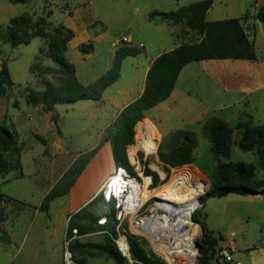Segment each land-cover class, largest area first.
<instances>
[{
    "label": "rangeland",
    "instance_id": "374dc122",
    "mask_svg": "<svg viewBox=\"0 0 264 264\" xmlns=\"http://www.w3.org/2000/svg\"><path fill=\"white\" fill-rule=\"evenodd\" d=\"M88 1L89 0H32L25 4L14 5L10 3L9 0H0V25L3 27V39L0 40V72L3 66H6L12 80L11 86L3 82L2 88L4 89V93H2L0 89V123L6 124L11 128L12 124L15 123L16 126L14 125V127L19 133L20 144L25 145L22 154L23 178L19 179L20 177H18L17 172L11 173L9 178L15 174L18 179H9V181L2 182L0 177L2 192L5 195L11 196V198L13 197V199L15 198L14 201L5 202V213H7L6 211L8 210L11 211L10 213H17L18 209L24 206L23 203L35 205L40 201L42 190H44L42 189V184L50 183L55 179L53 177L51 181L48 175L41 171L42 169L53 167L54 172L55 170L60 171L62 167L66 166L72 160V156L79 153H81V155L88 153L86 152L87 149H96L99 145L103 147L104 134L108 128V123L112 121L115 115L113 109L106 106L102 109L100 114L96 111L92 112V101H80L81 103H79V105H58V109H54L53 111H48L41 105H30L27 101L28 93L32 91H44L49 84L58 86L60 84L61 74L55 71L54 67L56 65L48 57L47 40L34 38L28 45L11 47L4 39L9 21L16 16L27 14L33 21H37L41 17H46L47 12L51 11L52 16L49 18V28L53 30L60 26L62 20H64L65 13H72L76 5H84ZM141 2L142 0H137L136 6L134 7H140ZM252 3L253 0H239L234 14L241 15L245 8L243 4ZM215 4V7L208 16L209 20H224L232 15L233 12L226 10L223 5V0H216ZM93 7L100 17L107 20V25L111 28L112 36L122 37V33H125L126 26L128 25V20L125 18L127 13L125 12L124 16L119 18V20H116V18L112 20L109 17L113 15L114 9L108 16L107 13L111 9L108 3L104 4L100 1H95ZM254 7V5H251L249 11L252 12L255 10ZM258 9L259 7L255 11H258ZM125 10L129 11L130 16L133 7L128 6ZM56 25L57 27H55ZM98 25L101 24L98 23ZM259 26L264 28L263 23H260ZM258 33H260V31H258ZM89 44L93 45L91 40L81 46L85 45L90 49ZM255 48L257 57L264 61V41L258 40ZM97 54L98 57L87 59L85 62V65L88 67L87 70L93 74L98 72L97 70H103L104 62L107 57V53L100 51V49ZM77 56H79L77 48H71L69 51V59L80 66V61ZM141 66L142 64H140V67ZM132 71L133 68L131 64L127 63L124 67L123 78L117 86L133 85L135 90L138 91L140 85L143 83V71L141 70L140 74H136V77L131 75ZM210 71L211 68L208 66L200 65V63H191V65L184 70L179 80V87L183 89L182 91L185 95L187 94V101L193 107V112L190 113L189 117L199 118V120L202 119L201 117L205 119L207 117H217L219 119H224L226 124L231 127L234 123L229 118L230 115H233L232 110L219 108L222 102L229 101V99L226 93L220 89L217 81L212 78V72ZM117 86L114 88H117ZM237 97V95H233L231 99ZM259 97L262 100L251 104V107L247 109V117H250V119L253 120L252 123L255 125H264V99L262 95H259ZM174 113L175 112H172L165 116V119H169L168 124L164 122L160 124L161 130L160 134L158 133L160 137H158L160 139L158 152L154 156H149L146 161L144 176H146L147 171H152L159 177V184L156 187L152 185L149 190L158 191L164 188L174 175H180V173H190L192 176L194 175L196 178H200L204 181L207 189L200 197L201 207L193 214L191 219L193 222L191 221V225L187 226V229L192 227L198 228L199 235H197L195 243L203 245V252L201 254H199V249H197L199 261L196 260L195 264H202L204 258L203 237L205 233L202 234L201 225L204 229L206 227H215L221 230L220 232L224 237V245L232 240L236 242L237 250L232 264H253V262L261 260L262 256H264L262 251V249H264V196L255 195L244 197L236 194H226L216 198H206V194L211 187V174L215 171L219 159L213 156L210 140L203 133L201 123L195 122L193 124L186 119L184 120L185 125L181 124L179 127L180 130H190L194 133L198 141L197 151L196 149L194 151V163L171 168L160 159V153L168 151V142L174 131H176V128L173 126L180 122V117L184 118L183 112L180 113L177 118ZM55 117L57 118L56 121L54 120ZM147 119H149V124H152L150 118L147 116H145L141 122ZM49 124L51 125L52 132L48 129ZM142 127L143 125L140 124L137 134L138 140H140V135L142 134ZM100 133L101 136L99 138ZM101 138L102 140H100ZM44 139L49 143L48 148L44 144ZM239 139V131L234 130V143L232 145L230 161L256 165V177L264 180V170L258 167V155L256 151L244 152L240 150L238 148ZM55 145L62 147L63 150L67 148L70 154L65 157L66 159L62 157L63 155H60L62 152L64 154V151L58 152L57 149L56 151L53 149ZM130 146L127 147L126 153L130 151L132 157V153L135 151H133ZM154 146H150V148ZM45 151H47V153ZM81 155H79V157ZM139 157L141 158V156ZM220 160L227 162L226 159ZM132 162L134 161L132 160ZM72 165L73 163L69 166L67 171ZM116 167L117 164L112 173L115 172ZM55 174L58 176L57 172ZM34 186H36L37 190ZM38 188L40 190H38ZM97 198L95 196L90 200L89 205H86L87 208L93 210L94 208L90 206L92 205L95 208H100L102 213L107 212L110 208L108 207L109 204H103L101 197ZM17 199L23 202L21 203L22 205H19L20 203ZM157 202V198H152L147 201L140 211L135 213L136 217L134 216V219L130 215L124 220L119 229H117L119 226V223H117L115 231L117 236L121 234L126 237L127 241L129 237H134L138 244L143 247L150 256L160 258L168 264L164 258L157 254L150 237L143 233L140 227H137V222L142 218L153 216L155 204ZM156 211L155 213L159 215L164 213L160 209ZM53 216L54 229L52 224H50L49 232H37L35 229L36 223L48 222L47 215L44 213L35 215L30 209H24L22 215L15 219L17 221L10 224V232L13 235L11 236L12 238H1L0 264H65L64 251L67 228L64 230V226L61 225L62 222H64V218H62L61 215L54 212ZM31 225L34 226L32 231L30 229ZM0 232L1 235L2 231L0 230ZM106 237L105 232L94 224L83 234L78 233L76 238V241L88 245L83 249L87 253H73L74 255L72 254V256H74L77 261H81L80 264H116L107 253L101 252L98 248L93 247L101 244L106 240ZM223 249L225 248L220 250ZM90 254H94L95 256H91ZM184 262L186 261L182 258L180 264H184ZM124 264L140 263L128 259ZM210 264L227 263H225L219 251L218 255L216 254L213 260L210 261Z\"/></svg>",
    "mask_w": 264,
    "mask_h": 264
},
{
    "label": "trees",
    "instance_id": "16d2710c",
    "mask_svg": "<svg viewBox=\"0 0 264 264\" xmlns=\"http://www.w3.org/2000/svg\"><path fill=\"white\" fill-rule=\"evenodd\" d=\"M10 3L25 4L32 0H9ZM213 0H205L193 5L181 7L170 13H152L151 18L161 17L170 24L184 23L189 29L203 35V40L194 44H184L174 50L159 56L152 64L146 86L142 95L133 103L128 105L118 115L117 119L106 129L103 142H110L113 156L117 167H125L135 174L133 167L127 158V147L134 144L135 127L146 116V114L163 103L172 95L179 75L182 70L191 63H200L210 60H233L256 62L258 57L255 44L249 39L243 20L241 18H230L218 21H207L206 14L212 7ZM71 14V13H70ZM52 12L37 21L27 15H19L9 21L5 41L11 47L28 45L34 38L45 39L48 42V57L56 65L55 71L61 74L60 84L54 86L49 84L44 91H32L28 93L27 101L32 106H43L48 111H53L57 105H71L79 101H100L104 91L113 85L120 77L122 62L127 57H137L141 50L129 44L123 43L115 53L112 68L91 84H82L76 75V69L66 53L69 43L74 39L75 32L64 25L56 29L49 28ZM257 19L264 24V4L257 11ZM2 25H0V40L3 39ZM90 49L83 45L80 47L82 55L89 54ZM0 89L3 82L12 85L9 70L3 66L0 72ZM56 121L57 118L55 117ZM234 130L239 131L240 139L238 148L244 152L256 151L258 155V167L264 170V125H255L250 117L242 115L235 126H228L217 117H210L203 126V133L209 138L211 152L219 159L215 171L211 174V187L206 198H216L226 194L240 196H264V180L256 177V165L244 162H231V153ZM198 141L191 131L176 130L168 142V151L160 153V159L171 168H176L194 163V151ZM25 145L20 144L19 133L12 124V128L0 123V176L5 177L10 172H17L18 177L23 176L21 161ZM98 148L81 155L66 172L53 190L44 199L41 210L49 211L53 200L68 195L71 187L79 175L96 155ZM14 159V160H13ZM220 159H226L227 162ZM147 175L153 177V187L159 184V177L152 171ZM99 199V198H97ZM102 199V198H101ZM100 200V199H99ZM14 199L5 195L0 187V224L6 220L4 204ZM94 201V200H93ZM102 203L105 202L102 199ZM89 205V204H88ZM93 210L84 207L69 219L67 226V237L73 235V230L83 234L89 227L96 224L106 234V240L97 246L101 252L114 260L116 264H124L128 261L119 252L115 240L114 207L109 204V212L102 213L100 208L90 205ZM107 217L105 225L98 221ZM89 225V227H88ZM204 258L202 264H210L213 257L221 251L218 249L219 238L214 231L205 228L204 234ZM131 259L140 264H166L160 258L150 256L141 247L134 237H129ZM88 245L76 241L70 244L69 249L73 254H85L83 249ZM73 254V255H74ZM95 256L94 254H90ZM77 264V261L73 256ZM226 263V262H225ZM228 264V263H227Z\"/></svg>",
    "mask_w": 264,
    "mask_h": 264
},
{
    "label": "crops",
    "instance_id": "0c3cea01",
    "mask_svg": "<svg viewBox=\"0 0 264 264\" xmlns=\"http://www.w3.org/2000/svg\"><path fill=\"white\" fill-rule=\"evenodd\" d=\"M95 1H100L104 4L108 3V5L111 7L109 12L107 13L108 16L114 9L113 15L109 17L112 20L115 18L116 20H119V18H122L124 16L125 12L127 13V16L125 18H127L128 20V25L126 26L125 33H122V37L112 36L111 28H109L107 25V20L100 17L95 12V8L93 7ZM202 1L205 0H142L140 7H134L136 6L137 0H89L84 5H76L71 14H64V20H62V23L60 25H64L75 32V37L69 43L66 56L68 60L74 64L77 78L84 85L93 83L112 68L115 59V53L118 49V47L115 45V42L118 39L127 38L126 44H129L141 50L140 55H138L137 57H127L123 60L119 79L104 91L100 101H92L93 104H90L93 107L92 112L96 111L98 114H100L102 112V109H104L106 106L113 109V113L115 115L112 121L108 123V127L117 119L122 110L136 101L142 95L146 86V80L149 70L153 62L159 56L164 53L170 52L181 45L194 44L203 40V35L189 29L187 26H185L184 23L170 24L168 23V21L162 19L161 17L151 18L150 15L152 13L175 12L181 7L193 5ZM215 2L216 0H213V5L206 14L207 21H218L208 19L209 14L216 5ZM238 3L239 0H223V5L225 6L226 10H230L231 12H233L232 15L226 19L241 18L243 20V24L245 26L249 39L252 40L256 46V42L258 40L264 41V28L262 26H259L261 22L257 19V11L255 10L264 4V0H253L252 4H243L245 7L244 12L241 13V15H235L234 10L237 9ZM251 5L255 6V10H253L252 12L249 11ZM128 6L133 7L130 16L129 11L125 10ZM98 23H100L101 25H98ZM55 27H57V25ZM258 31H260V33H258ZM89 40H91L93 43L92 50L87 55L80 54V46L88 42ZM73 47H76L79 51V56L77 57L79 58L80 66L74 63L73 60L69 59V51ZM99 49L102 52H106L107 57L104 62L103 70H97L98 72L94 71L96 73L93 74L87 70L88 67L85 65V62L87 61V59L98 57L97 53H99ZM127 63H130L131 67L133 68V71L131 72L132 76L136 77V74H140L141 70L143 71V83L142 85H140V89L138 91L135 90L133 85L117 86L123 78L124 67ZM140 64H142L141 67ZM189 65H187L180 73L178 81L176 83V87L170 98L159 104L146 114V116L150 118L151 122L156 125L159 133L161 130L160 124L163 122L168 124L169 119H165V116L172 112H175L174 114L176 118L179 117L180 113H184V118L180 117V122L177 123L178 125L176 124L173 126L174 128H176L175 130H180L179 127L181 126V124L185 125L184 120L186 119L188 122L193 124L195 122H200L203 130L204 123L210 118L207 117L205 119L201 117L202 119L199 120V118L189 117L190 113L193 112V107L187 101V94L185 95V93H183L182 91L183 89L179 87V80L183 75L184 70L189 67ZM200 65H204L206 67L208 66L211 68L210 72H212V78L217 81L220 89H222L223 92L226 93L229 101L222 102L219 108L232 110L233 115H230L229 118L234 123L231 126H235L242 115H248L247 109L251 107V104H254L256 101L262 100L260 99L259 95H262L264 99L263 60L259 58L256 62L240 60H210L200 62ZM116 86L117 88H114ZM233 95H237L238 97L231 99ZM79 103L81 102L79 101L71 105H79ZM57 106H55V109H58ZM147 120L149 121V119ZM220 120L226 123L224 119L220 118ZM251 121L253 122L252 119ZM49 127V131L52 132L50 124ZM149 128L153 130L156 137H159L156 129L152 124L149 125ZM100 136L101 133L99 134V138ZM100 140H102V138ZM44 141L45 146L48 148L49 143L46 139H44ZM97 148H99V151L96 153V155L84 169V171L79 175L76 182L71 187L68 195L53 200L50 204L49 211L46 212L42 211L40 208L44 199L46 198L48 193L54 189L57 183L60 182L69 166L75 162V160L79 157V155H81V153L72 156V160L69 163L67 162L68 164L66 163L67 165L62 167V170L60 171L55 170L54 172L53 167L42 169L41 171L46 173L51 181L53 180V177L55 179L50 183H46L47 185L40 183L42 184V189L44 190H42L43 192L40 196V201L35 205L25 204L17 199V201L20 203L19 205H22L21 203H23L24 206H21L18 209L17 213H10L11 211L9 210L6 211V220L0 224V230L2 231V234L0 235V241L1 238H12L11 236L13 235L10 232V224H13L15 223V221H17L15 219L22 215L24 209H30L35 215L41 213L47 215L48 222H37L36 224L38 225V227L35 224V229L37 230V232H49V225H54V222L52 220V218L54 217V212L64 218V222H62L61 225H63V229L66 230L70 217L90 203V200H92L98 194L99 190L101 189L107 178L112 174L113 169L116 166L112 151V145L110 142H105L103 144V147L99 145ZM154 148L156 147L154 146ZM53 149H55V151L57 149L58 152L64 151V154L63 152L60 154L63 155L62 157H64V159H66L65 157L70 154L67 148L63 150L62 147H58L57 145H55V148ZM92 150H94V148L87 149L86 152H90ZM45 152L47 153V151ZM56 172L58 173V176L55 174ZM11 173L15 172H10L4 178L0 176L1 181L6 182L9 181V179H18L15 174L11 178H9V175ZM23 176L19 179L23 178ZM34 188L37 190L36 186H34ZM38 190L40 189L38 188ZM8 197L11 198V196ZM32 228H34V226L31 225V231ZM207 229L214 231L217 237L222 238V240L219 241L218 249H230L234 259L235 252L237 250L236 242L232 240L228 244L224 245V237L220 232L221 230H218V228L215 227H210ZM262 251L264 253V249H262ZM233 262L228 264H232ZM253 264H264V256H262L261 260L253 262Z\"/></svg>",
    "mask_w": 264,
    "mask_h": 264
},
{
    "label": "bare ground",
    "instance_id": "6f19581e",
    "mask_svg": "<svg viewBox=\"0 0 264 264\" xmlns=\"http://www.w3.org/2000/svg\"><path fill=\"white\" fill-rule=\"evenodd\" d=\"M141 124L147 128L150 139L156 137L153 130L149 128L148 120ZM139 141L141 142L140 147L147 151L153 145L151 141L142 139L141 135ZM152 149L155 148L152 147ZM121 182L119 176L115 178L116 188ZM148 184L149 181L145 180V184L140 190L138 184L132 183L129 199L127 198L128 202L134 201L138 197L140 200L137 205L132 203L129 206L131 208H127L131 210L133 219L143 204L152 198L158 199L153 216L142 218L137 222V227H140L143 233L150 237L157 254L164 258L168 264H180L182 258L186 261L184 264H195L198 257L195 241L199 231L196 227L187 229V226L191 225L193 214L201 207L200 197L205 193L207 186L202 179L196 178L190 173L174 175L165 187L158 191L147 189ZM157 209L164 213L157 214Z\"/></svg>",
    "mask_w": 264,
    "mask_h": 264
},
{
    "label": "built area",
    "instance_id": "2783aa9c",
    "mask_svg": "<svg viewBox=\"0 0 264 264\" xmlns=\"http://www.w3.org/2000/svg\"><path fill=\"white\" fill-rule=\"evenodd\" d=\"M127 42V38H122L118 39L115 42L116 46H121L123 43ZM142 122L140 121V124ZM139 123L135 127V136H134V144L131 145L130 147L132 148L134 153H132V157L130 155V151L127 153V157L129 160L130 165L133 167V170L135 174L131 173L128 169L125 167H116L115 172L112 173L101 189L99 190L98 194L96 195L97 197H101L103 201L106 204H110L114 207V214H115V219L119 223V226L117 229L120 228L121 224L124 222V220L129 217L131 214V210L127 208L129 207L132 203L138 204L140 202L139 197L131 202H128L127 198L130 194V190L132 188V183L138 184L139 189L141 190L143 188V185L145 184V180L149 181V184L147 185V189H149L153 185V177L145 174V166H146V161L149 156H154L157 154L158 149H159V138L154 137L150 139L148 136V130L145 128V126L142 127V139L145 141H151L153 145H155L156 149H152L150 151H147L143 148L140 147V141L137 139V134H138V128H139ZM154 128H156L157 133H159V130L157 129L156 125L152 123ZM160 134V133H159ZM132 151V152H133ZM141 156V158L139 157ZM132 160L134 162H132ZM121 178V184L116 188V183H115V178L116 177ZM140 196V195H139ZM129 199V198H128ZM144 205V204H143ZM143 205L138 209L137 213L140 211V209L143 207ZM138 207V206H137ZM107 222V217H102L99 220L100 225H105ZM78 236V231L76 229L73 230V235L69 238L67 237V231L65 235V251H64V259H65V264H77L75 260L73 259L72 253L70 252L69 246L70 244L77 238ZM115 243L117 245V248L119 252L122 254L123 257L130 259V246L129 243L126 239L125 236H122L119 234L118 238L115 240ZM220 255L224 259L226 263H231L233 262V257L230 249H223L220 251Z\"/></svg>",
    "mask_w": 264,
    "mask_h": 264
},
{
    "label": "water",
    "instance_id": "95a60500",
    "mask_svg": "<svg viewBox=\"0 0 264 264\" xmlns=\"http://www.w3.org/2000/svg\"><path fill=\"white\" fill-rule=\"evenodd\" d=\"M201 230H202V234H204L205 229L202 225H201ZM196 247L199 249V254H201L203 252V245L200 243H196ZM130 259H131V256H130ZM197 260L199 261V257H197Z\"/></svg>",
    "mask_w": 264,
    "mask_h": 264
}]
</instances>
